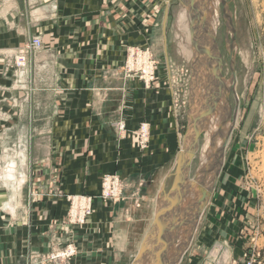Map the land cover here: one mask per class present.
I'll list each match as a JSON object with an SVG mask.
<instances>
[{
	"label": "crops",
	"instance_id": "1",
	"mask_svg": "<svg viewBox=\"0 0 264 264\" xmlns=\"http://www.w3.org/2000/svg\"><path fill=\"white\" fill-rule=\"evenodd\" d=\"M151 6L149 0H0V264H118L138 224L145 229L131 259L137 254L183 132L175 95L122 74L126 46L146 41ZM36 36L43 39V60L18 70L15 58ZM37 68L42 74L33 73ZM143 123L150 138L141 150L136 134ZM113 174L128 186L119 204L99 198L103 177ZM144 182L156 193L152 203L151 196L137 198ZM70 196L95 198L84 227L67 222ZM215 216L201 225L180 264H213L224 243H233L231 264L242 263L237 222L233 229ZM68 245L75 255L52 263Z\"/></svg>",
	"mask_w": 264,
	"mask_h": 264
},
{
	"label": "rangeland",
	"instance_id": "2",
	"mask_svg": "<svg viewBox=\"0 0 264 264\" xmlns=\"http://www.w3.org/2000/svg\"><path fill=\"white\" fill-rule=\"evenodd\" d=\"M225 1L229 3L235 28V89L238 96V114L235 129L226 150L225 164L201 225L202 228L206 225L209 215L213 214V212L216 214L215 219L222 226H231L234 229L232 225L237 222V233L233 236L236 237L237 241L245 242V244L243 243L244 245L241 244L240 246L244 247L246 255L252 257L254 254H259L260 258L257 261L264 263V0ZM149 2L152 6L150 7L147 23L148 36L146 41L126 46L124 64L121 70L122 74L128 77L125 63L128 59L127 50L129 48L148 49L151 52L157 64L159 81L150 85L149 88L146 87L136 73L131 78L141 81L148 90H157L163 87L168 91V94L172 93L176 96L177 111L179 118H181V126H183L182 139L180 140L181 146L187 129L188 100L193 61L190 39L188 40L187 32L180 23V16L186 13L190 30L191 19L187 10L188 0H159L157 5H155V0H149ZM218 5L220 15L215 35L222 53L223 75L226 80L230 81V60L226 48V40L230 41L231 37L227 36L226 33L223 8L220 3ZM167 9H169V15L164 27L163 22ZM36 37L42 39L41 36ZM186 49L190 51L188 52ZM43 50L44 43L40 51L28 55L27 65L32 60L34 62L43 60L44 56L40 54ZM20 69L24 70L25 68H18V70ZM42 72V68H37L33 73L38 75L42 74ZM104 72L109 73L111 71ZM169 76L172 78L171 81H169ZM230 102L233 112L236 107V100L233 95H231ZM205 138L206 135L200 139L199 150L192 163L191 178H194L198 173L196 171H199L197 169H199L200 163V150ZM174 166L171 173L174 171ZM171 183L172 179H169L167 190L170 188ZM155 195L154 189L147 188L144 182L139 189L137 198L143 200L151 196L149 200L152 203L155 200ZM142 203L145 204H139L141 205L139 211H144L143 208L146 207V200ZM133 205L136 206V202H133ZM135 215L139 218L140 212ZM131 218L134 219V217ZM133 221L136 220L134 219ZM144 229L138 227V224L133 228L135 233L133 242L126 254H124V259L118 264L131 263V258L135 254V240L144 234ZM233 229H229V231L231 230L232 232ZM224 244L222 248L217 247V251L214 254L216 261L213 264H231L230 259L233 257L232 248L229 249L228 245L231 247L233 243H229L227 246ZM130 254L131 256H129ZM243 259L244 256L241 262H243ZM185 262L186 260L182 264H188ZM205 262L203 261L202 264H206Z\"/></svg>",
	"mask_w": 264,
	"mask_h": 264
},
{
	"label": "water",
	"instance_id": "3",
	"mask_svg": "<svg viewBox=\"0 0 264 264\" xmlns=\"http://www.w3.org/2000/svg\"><path fill=\"white\" fill-rule=\"evenodd\" d=\"M203 0H188L191 19L190 40L193 50L187 129L178 149L174 171L165 180L157 198L153 221L131 264H180L193 244L222 173L226 150L238 114L236 94V37L229 3L218 0L223 8L230 60L231 80L223 75L222 53L215 31L206 23ZM166 10L164 27L168 20ZM207 24V25H206ZM236 100L232 112L230 98ZM219 111L223 112L219 117ZM219 117L215 140L217 153L203 173L191 178L192 163L199 150L200 139ZM172 179L167 190V182ZM191 197V199H189ZM189 199V200H188Z\"/></svg>",
	"mask_w": 264,
	"mask_h": 264
},
{
	"label": "built area",
	"instance_id": "4",
	"mask_svg": "<svg viewBox=\"0 0 264 264\" xmlns=\"http://www.w3.org/2000/svg\"><path fill=\"white\" fill-rule=\"evenodd\" d=\"M42 46L43 40L40 37L33 38L16 59L18 68H26L28 55L30 53L40 51ZM127 55L128 59L125 63V70L127 71L126 73L128 74V77H133L135 76L134 73H136L145 83L146 87H149L150 85H153L155 82L159 81L157 64L155 63L154 58L148 49H137L135 47H131L127 50ZM177 128H179L178 125ZM119 131L121 134H125L126 127L124 123H120ZM136 135L141 150L146 149L150 138L149 125L147 123L141 124ZM181 139L182 136L180 135V140ZM127 189V184L124 183L118 175H105L101 181V191L99 198L103 201L119 204L127 200ZM94 199L95 198L90 196H70L68 198V224L72 226L85 225L93 214ZM74 255V247L72 245H68L65 251L55 254L50 258V260L52 262L69 260ZM259 258V254H254L252 257L244 254V259L241 264H264L262 262L260 263V261H257Z\"/></svg>",
	"mask_w": 264,
	"mask_h": 264
},
{
	"label": "bare ground",
	"instance_id": "5",
	"mask_svg": "<svg viewBox=\"0 0 264 264\" xmlns=\"http://www.w3.org/2000/svg\"><path fill=\"white\" fill-rule=\"evenodd\" d=\"M202 2H203V6H205V11H206V13H205L206 17H207L206 23H208V25L212 28L211 29L212 31H216L217 26L219 24V15H220L219 5H218L219 2H218V0H203ZM180 23H181L182 27H184V29L186 30L187 37L189 40L191 36H190V30H189L188 16L186 13H184L180 16ZM190 43H191V40H190ZM186 50L188 52L190 51L189 49H186ZM190 53H189V55H191ZM218 112H220L219 113V117H220L223 112L219 111V108H218ZM219 117H216L217 119L215 120V123L211 125L212 127L207 132L205 142H204V144L200 150V163H199V169H197L199 171H196L200 174L204 172L205 166L210 161V158H212L217 153L216 147L218 144H216L217 141L214 138L217 135V133H216L217 126L216 125L218 124ZM219 121H221V119ZM235 125L236 124H234V128H235ZM224 164H225V161H224ZM189 199H191V197Z\"/></svg>",
	"mask_w": 264,
	"mask_h": 264
}]
</instances>
